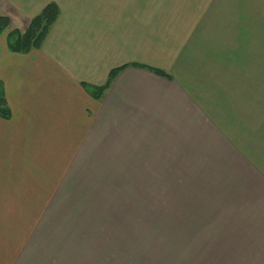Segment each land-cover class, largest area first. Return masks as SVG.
<instances>
[{"label":"crops","instance_id":"1","mask_svg":"<svg viewBox=\"0 0 264 264\" xmlns=\"http://www.w3.org/2000/svg\"><path fill=\"white\" fill-rule=\"evenodd\" d=\"M63 1L0 0V264H146L162 204L176 220L170 250L264 264V0ZM49 3L59 14L41 47L10 51L9 32ZM66 169L105 172L120 197L109 201L135 204L131 235L97 245L109 232L83 211L93 196L59 191ZM44 203L75 205L61 216Z\"/></svg>","mask_w":264,"mask_h":264},{"label":"rangeland","instance_id":"2","mask_svg":"<svg viewBox=\"0 0 264 264\" xmlns=\"http://www.w3.org/2000/svg\"><path fill=\"white\" fill-rule=\"evenodd\" d=\"M77 2H73L72 0L69 2V0H64L61 3V6H88V2H79V0H75ZM8 30V29H7ZM76 166V165H73ZM87 167L88 165H80V167ZM66 167L70 168L71 165H67ZM65 180L67 181L68 187L65 186V188H59V191H63L65 194H79V195H91L95 199V201L91 203H85L82 205H85L83 208V211H86L85 213H91V219H89V222L92 223V221L96 222V229L99 231L101 228V231L108 230L109 234L106 236L100 235L102 238L98 237L97 245H101L105 243V246L110 247L111 244L115 242H120L121 238V232H125L126 229H128L130 235L132 231V228L134 230L136 226V220L132 218L135 213V211H132L131 206H135V204H128V212L124 213L121 210L122 209V203L120 202H110L109 200H116L120 197H116L113 195L112 199L108 197V192L106 191L105 187V179H104V171H90L86 169H66L64 172ZM68 190V191H67ZM67 191V192H66ZM113 194H120V190L116 191V188H113ZM179 198V197H178ZM44 212L49 213L50 211H55V213L66 216L71 215L70 212L72 211V208L70 206H74L75 204H67V203H44ZM77 205V204H76ZM165 204H162L161 209V218L159 220V228L161 230L160 240L159 243L160 247L157 249V247L150 248L149 250L146 248L144 244H142V248H145V258L146 264H148V259H151L153 255H155V259L157 257L159 264H197L196 257L200 252L189 250L185 251L182 246H178L182 248L181 250H170V245L172 243L171 239L173 238V248L176 247L175 242L176 236L171 235V230L168 229V227L175 229L176 220L175 218H168L170 215L168 214V210L165 206ZM168 205V204H166ZM88 207V209H86ZM121 208V209H120ZM86 209V210H84ZM177 211H186L184 207V203L181 202V199L177 201L176 206ZM174 210V208H173ZM124 211V210H123ZM164 212V213H163ZM115 222H118V229H116ZM108 223V224H106ZM113 223V225H112ZM147 223L149 226L145 225L143 228L142 234H140L141 242L148 244L152 247V235L149 233L151 232V219H145L144 224ZM100 224V225H99ZM94 225L92 224L90 227L91 231V242L93 241V235L95 228H92ZM115 226V227H114ZM173 226V227H171ZM84 229V228H82ZM175 231V230H174ZM99 235V234H98ZM111 235V239H110ZM117 236V237H116ZM180 238V235H178ZM183 240V239H182ZM129 243L131 244L132 242ZM140 247V246H139ZM100 248H98V251ZM110 251L109 249L107 252ZM128 254L130 257V261L134 256L136 255L135 250H131L129 248ZM109 253V252H108ZM136 258V257H135Z\"/></svg>","mask_w":264,"mask_h":264},{"label":"trees","instance_id":"3","mask_svg":"<svg viewBox=\"0 0 264 264\" xmlns=\"http://www.w3.org/2000/svg\"><path fill=\"white\" fill-rule=\"evenodd\" d=\"M59 14L55 3H49L40 14L34 17L27 28L21 33L18 30H12L8 34V49L16 53H28L32 50H38L46 38L50 28L55 23ZM10 21L7 17L0 16V35L9 27ZM126 66L112 70L107 78L105 85L99 89L98 93L107 89L111 82L124 70ZM155 73L169 78L166 74L156 71ZM0 114L6 117L8 114L6 101L0 97Z\"/></svg>","mask_w":264,"mask_h":264}]
</instances>
